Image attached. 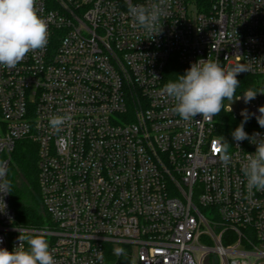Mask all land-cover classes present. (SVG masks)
<instances>
[{
  "label": "built area",
  "instance_id": "1",
  "mask_svg": "<svg viewBox=\"0 0 264 264\" xmlns=\"http://www.w3.org/2000/svg\"><path fill=\"white\" fill-rule=\"evenodd\" d=\"M128 5L38 0L47 46L0 68V160L9 169L19 141L37 146L49 218L19 224L10 193L0 194V247L17 246L20 229L43 235L57 264H101L99 253L103 264H264V191L241 171L256 146L236 147L231 135L242 112L225 105L211 122L184 121L162 93L207 58L248 65L238 77L264 88V0H168L153 37L133 26ZM247 106L244 130L264 136V95ZM65 113L54 132L49 117Z\"/></svg>",
  "mask_w": 264,
  "mask_h": 264
},
{
  "label": "clouds",
  "instance_id": "2",
  "mask_svg": "<svg viewBox=\"0 0 264 264\" xmlns=\"http://www.w3.org/2000/svg\"><path fill=\"white\" fill-rule=\"evenodd\" d=\"M168 0H154L148 4L133 5L129 0L128 15L133 19V26L143 29L152 37L161 32V17L165 15ZM49 30L46 21L39 14L38 0H0V68L15 69L24 61L30 52L42 51L48 43ZM250 71V67L237 63L229 69L220 66V61L207 58L199 59L186 69L183 75H177L175 81L169 80L162 93L173 103L171 111L182 120H193L197 115L202 120L211 122L224 109V101H228V111L232 104L240 99L247 104L258 94L264 95V88H248L237 95L240 87L238 75ZM257 123L264 128V106L258 109ZM244 120L231 133L233 140H248L255 144V152L248 154L241 171L247 180V186L264 191V136L253 133L251 136L244 130L249 118L245 110L241 113ZM71 116L68 113L49 117V126L54 132L63 129ZM218 142L220 159L227 163L231 160V147L224 137ZM12 183L9 179L7 161L0 160V194L11 193ZM0 204L6 209L3 195ZM18 245L11 251L0 247V264H57L55 250L50 247L47 239L40 234L19 229ZM27 245V247H25ZM103 264L102 253L97 256Z\"/></svg>",
  "mask_w": 264,
  "mask_h": 264
},
{
  "label": "trees",
  "instance_id": "3",
  "mask_svg": "<svg viewBox=\"0 0 264 264\" xmlns=\"http://www.w3.org/2000/svg\"><path fill=\"white\" fill-rule=\"evenodd\" d=\"M237 78L241 83L237 94L252 88L254 82L252 77L242 75ZM9 179L12 183L11 205L16 212L18 223L37 227L49 223L41 202L37 146L33 142L23 140L17 143L10 161Z\"/></svg>",
  "mask_w": 264,
  "mask_h": 264
},
{
  "label": "rangeland",
  "instance_id": "4",
  "mask_svg": "<svg viewBox=\"0 0 264 264\" xmlns=\"http://www.w3.org/2000/svg\"><path fill=\"white\" fill-rule=\"evenodd\" d=\"M228 101H225V105H228ZM232 110L235 112H243L247 111L249 113V108L247 104L243 101V99L237 100L232 104Z\"/></svg>",
  "mask_w": 264,
  "mask_h": 264
}]
</instances>
